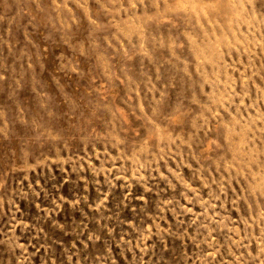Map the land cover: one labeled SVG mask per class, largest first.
Returning <instances> with one entry per match:
<instances>
[{"label": "rangeland", "instance_id": "1", "mask_svg": "<svg viewBox=\"0 0 264 264\" xmlns=\"http://www.w3.org/2000/svg\"><path fill=\"white\" fill-rule=\"evenodd\" d=\"M0 264H264V0H0Z\"/></svg>", "mask_w": 264, "mask_h": 264}]
</instances>
